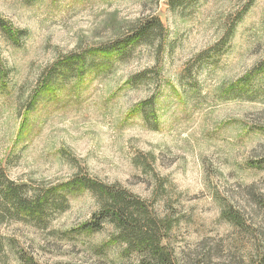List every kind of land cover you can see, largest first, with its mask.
Wrapping results in <instances>:
<instances>
[{"label":"rangeland","instance_id":"1","mask_svg":"<svg viewBox=\"0 0 264 264\" xmlns=\"http://www.w3.org/2000/svg\"><path fill=\"white\" fill-rule=\"evenodd\" d=\"M187 4L0 0V174L60 208L2 221L0 264H137L80 179L164 219L175 264H264V0ZM152 17L161 41L95 54Z\"/></svg>","mask_w":264,"mask_h":264},{"label":"trees","instance_id":"2","mask_svg":"<svg viewBox=\"0 0 264 264\" xmlns=\"http://www.w3.org/2000/svg\"><path fill=\"white\" fill-rule=\"evenodd\" d=\"M189 0H168L171 10L184 9ZM164 30L160 20L156 17L138 21L127 33L110 44L95 50V54H113L124 56L139 45H151L161 41ZM77 59V58H75ZM72 188L87 190L101 201V220L109 219L124 234L123 241L134 248L139 255L137 264H175V260L167 251L164 232L169 229L164 219L153 221L147 216L144 203L116 186H106L92 180H72ZM54 193L41 194L27 191L23 186L5 178L0 174V223L9 219H32L44 221L47 212L58 210L56 202L51 200ZM228 220L239 224L237 216H228ZM96 223L95 226L99 225ZM159 223V224H158ZM131 226L130 231L127 226ZM163 227V232L158 228ZM138 229V230H137ZM132 240L126 239L128 236Z\"/></svg>","mask_w":264,"mask_h":264}]
</instances>
